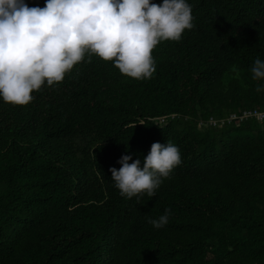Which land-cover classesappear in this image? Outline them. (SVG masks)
I'll return each mask as SVG.
<instances>
[{
    "label": "trees",
    "instance_id": "16d2710c",
    "mask_svg": "<svg viewBox=\"0 0 264 264\" xmlns=\"http://www.w3.org/2000/svg\"><path fill=\"white\" fill-rule=\"evenodd\" d=\"M189 3L151 78L86 51L27 105L0 97V264H264V120L204 124L264 111V0ZM167 140L182 162L156 195H121L110 168Z\"/></svg>",
    "mask_w": 264,
    "mask_h": 264
},
{
    "label": "clouds",
    "instance_id": "9594fccd",
    "mask_svg": "<svg viewBox=\"0 0 264 264\" xmlns=\"http://www.w3.org/2000/svg\"><path fill=\"white\" fill-rule=\"evenodd\" d=\"M194 27L189 0H46L44 6L0 0V97L27 105L35 98L33 90L62 81L86 51L115 58L114 64L131 77L151 78L154 47L161 40H180ZM251 72L256 90L264 91V59L257 57ZM118 162L119 169L110 168L116 187L121 195L139 199L145 190L156 195L182 154L178 145L156 141L143 162L132 154ZM171 214L168 208L149 222L162 228Z\"/></svg>",
    "mask_w": 264,
    "mask_h": 264
},
{
    "label": "built area",
    "instance_id": "2783aa9c",
    "mask_svg": "<svg viewBox=\"0 0 264 264\" xmlns=\"http://www.w3.org/2000/svg\"><path fill=\"white\" fill-rule=\"evenodd\" d=\"M247 119H255L256 121L264 120V111L257 110H245L241 113H232L229 116L222 119H215L209 117L208 120L204 123L206 126L216 127L218 125L236 123L239 124Z\"/></svg>",
    "mask_w": 264,
    "mask_h": 264
}]
</instances>
